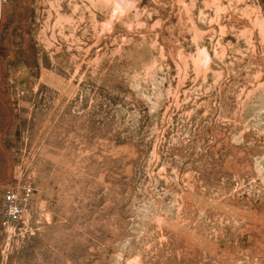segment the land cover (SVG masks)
I'll return each instance as SVG.
<instances>
[{
    "label": "rangeland",
    "instance_id": "rangeland-1",
    "mask_svg": "<svg viewBox=\"0 0 264 264\" xmlns=\"http://www.w3.org/2000/svg\"><path fill=\"white\" fill-rule=\"evenodd\" d=\"M0 264H264V0H0Z\"/></svg>",
    "mask_w": 264,
    "mask_h": 264
},
{
    "label": "built area",
    "instance_id": "built-area-1",
    "mask_svg": "<svg viewBox=\"0 0 264 264\" xmlns=\"http://www.w3.org/2000/svg\"><path fill=\"white\" fill-rule=\"evenodd\" d=\"M33 195L34 188L31 183H24L3 192L1 226L5 231H12L18 222H24L28 218Z\"/></svg>",
    "mask_w": 264,
    "mask_h": 264
}]
</instances>
